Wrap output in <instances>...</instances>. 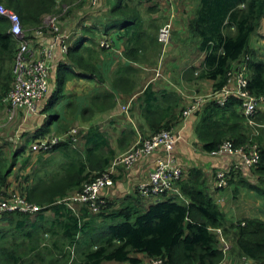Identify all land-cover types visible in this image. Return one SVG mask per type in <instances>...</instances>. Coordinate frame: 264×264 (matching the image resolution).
<instances>
[{"label": "trees", "instance_id": "16d2710c", "mask_svg": "<svg viewBox=\"0 0 264 264\" xmlns=\"http://www.w3.org/2000/svg\"><path fill=\"white\" fill-rule=\"evenodd\" d=\"M27 1L0 0V4L15 12L21 24L24 23L28 28L40 22L42 9H45V14L59 12L56 0H39L43 4L35 10L26 9ZM53 1L54 5H52ZM128 1L115 0L109 11V18L113 20L109 22L108 28H114L115 23L116 27L124 29L125 35H128V42H124L122 50L126 59L137 62L154 61L162 47L157 41L158 26L154 24V21L146 25L139 15L141 12L135 9L137 5L130 8ZM137 1L140 5L144 1L152 2V0ZM98 2L99 0L89 5H96ZM192 4L193 14L188 20V31L198 38V49L204 52L200 67L194 68L193 71L197 74L196 78L213 81V90L219 91L227 82L228 71L238 63H244L247 66L250 94L264 97V60L257 58L249 49L250 37L257 33L259 23L264 18V0H192ZM9 27V21L0 15V64L5 60H11L10 56L14 57L16 52L17 43L8 32ZM86 54V58H77L76 61L88 69L87 73L82 74L83 77L95 80L100 75L96 74L94 52L88 48ZM63 66L60 64L58 68L55 78L56 87L49 97L54 105L60 102L58 90L63 87V83L68 78ZM9 71L11 72V69ZM122 81L125 83L127 78H123ZM10 83L0 88V104ZM234 96H227L225 102L220 104L210 99L202 108L195 111L199 116V122L195 128L196 135L207 153L216 151L224 141L231 142L233 147L245 146L249 139L252 143L255 142L259 153L258 162L251 166H240L245 173L239 174L241 177L239 182L242 188L253 191L264 199V136L260 135V132L257 135L252 134L253 130L246 125L245 116ZM103 98L105 102L111 103L113 95L104 91ZM178 102V96L174 92L166 90L154 92L150 86L146 87L141 109L144 119L152 130L151 134L161 129L171 130L173 120L176 118L172 111L178 107ZM257 113L260 116L263 115L264 109ZM49 132L46 124L34 137L45 136L50 134ZM79 133L84 140L83 157L80 154L71 156L69 152L71 158L73 160L77 158V161L62 166L63 170L76 176L75 180L66 187L67 189L79 186L92 171H98V173L104 171L114 157L106 135L98 128L91 127L84 134L80 131ZM62 145L64 144L61 143L56 148ZM223 155L229 157L227 154H219V156ZM12 159H16L15 153ZM231 159L241 160L236 157ZM4 163L6 160L2 158L0 160V195L7 191L18 192L25 200L31 202L33 192L37 191V185L28 186L27 192L24 190L26 184L22 183L19 189L6 190L7 179L12 169L11 166L4 169L2 167ZM250 170L256 179L258 177L255 183L245 176L251 177ZM202 178L204 173L201 170H191L187 180L178 182L181 193L189 199L187 203L179 197L167 196L153 204L150 203L146 208H137L133 201L120 199L119 206L114 208L115 201L107 199L104 207L93 212L84 205H78L74 211L68 209L63 203H56L54 199H49L47 204L43 205V212L51 211L50 218L45 219L41 212L37 215L39 223H36L23 215V219L16 220L15 228L22 233V237L27 239L28 251L32 252L30 249L40 251L47 248L45 246L40 249L38 237L36 238L47 224V232L52 239L50 248L55 254V256H47L46 260L40 256L41 262L49 260L47 264H100L112 260L138 264L140 260L135 257V254H144L149 259L161 257L166 264H218L222 260L221 250L218 249L216 237L210 228H221L223 233H226V219L219 205L209 195L206 180ZM72 191L74 190L70 192ZM133 195L142 198L137 189ZM132 196L131 198H134ZM33 200L35 204L42 201L41 199ZM13 215L19 214L7 217ZM27 224L34 226L29 232L26 230ZM234 227L238 229L239 252L249 259L264 256V222L244 219L243 222L238 221L230 226V228ZM2 237L0 231V239ZM248 238L252 241H247ZM69 250L75 254L72 259L68 255ZM0 251L6 259L9 253L7 249L0 248ZM9 255L11 264L19 262V259L15 257V251L10 252ZM217 259L218 261L214 262Z\"/></svg>", "mask_w": 264, "mask_h": 264}, {"label": "crops", "instance_id": "0c3cea01", "mask_svg": "<svg viewBox=\"0 0 264 264\" xmlns=\"http://www.w3.org/2000/svg\"><path fill=\"white\" fill-rule=\"evenodd\" d=\"M157 1L152 0L150 4L153 5V8L147 10L145 15L139 14L143 21L146 19V14H149L150 19L153 21V13L158 6L160 9L158 13L161 18L165 19L164 22L168 21L170 16H172L171 39L164 47L161 45L160 53L154 61L137 62L124 58L122 50L124 42H128V35H125L124 29L117 26L118 29L115 23L114 28H108L109 22L113 20L109 18V11L115 0H99L96 5L86 3L82 9L76 10L72 20H70L72 24L69 27H67L69 25L67 20H65L66 22H59L58 26L61 28V33H63V36L69 43L65 55L60 54V50L56 47L57 40L51 33H44L43 36L33 40V47L36 48L37 53L47 51L50 49V45H53L50 49L52 55L50 60L53 65V71L48 90L40 100L35 102L34 110L20 107L16 110L13 117H8L6 112L3 111L1 129L5 128L7 124L18 123V130L16 129L19 135L17 136L18 142H16L18 146H14L13 148V153L16 155V163L19 162L18 158L24 154L26 156L23 157H30V161L36 159L40 161L45 159L44 161H46L52 154L53 156L61 154V158H54L55 164L51 162V166H66L77 161V158L74 160L71 158L73 153L70 156V153L67 151L63 152L62 148H56L48 154L29 153L25 142L35 139L34 135L46 124L49 127L51 135L61 132L64 129L63 126L68 125L69 122L80 125L86 132L89 128L96 127L100 132L105 133L113 156L130 149L140 138L145 135L149 136L152 132L142 115L141 109L143 92L147 86H150L154 92L166 90L174 92L178 96V107L172 111L173 115H176V118L173 120L171 129L179 136V141L174 147L173 154L183 163L185 170L184 180L189 178L191 170H201L204 173V178H206L207 191L223 211L226 220H230V216L226 210L233 213L230 205L235 200L242 204L240 210H252L250 205L251 198L263 206L264 210V199L257 196L253 191L248 192L239 188L238 191L240 190L242 195H233L234 186L230 185L227 188L210 192L213 186L212 175L219 169L227 166L230 158L223 155L216 159L212 157V154L206 153L195 131L199 122L198 114L193 111L186 118H183L181 114V111L188 102L191 104L196 96H206L208 98L213 90V81L205 78H196L197 74L193 72L194 68L200 67L201 61L204 58V52L198 49V38L191 35L188 31V20L193 14L192 0H173L169 3L170 5L165 0H160L159 4H157ZM75 5V1L68 0L70 11L74 10ZM87 27H90V29H86ZM106 38L109 39L111 47L109 50H106L107 48L101 50L98 44L100 40ZM249 47L255 49V46L250 44V41ZM88 48L94 52L96 74L100 75L95 80L83 77L82 74L87 73L88 69L82 67L76 61L77 58L87 57L85 52H87ZM60 64L64 65L63 69L67 72L68 78L63 83V87L58 90L60 102L54 105L50 102L49 97L55 90V78ZM10 67V64H8L7 68L9 70ZM128 67L129 71L127 70ZM125 77L127 81L124 83L122 79ZM104 91L113 95L111 103H105L103 98ZM102 104L103 106H98ZM124 105L128 106L126 114H123L121 110ZM95 106L98 107L95 108ZM71 107L77 108V111L72 113L69 118L67 110ZM83 109H87L84 115L81 113ZM88 111H92L93 113L88 115ZM6 127H9V125ZM66 143L67 145L69 144L68 142ZM70 145L74 146V144ZM80 155L83 157V153H80ZM155 158L156 156L152 154L148 157L140 158L137 163L129 168L115 167L111 169L112 175L115 177L114 184L104 189L102 194L106 199L115 201L114 208L119 206L118 202L120 201L118 200L126 196L127 200H131V196L135 194L137 184L144 180L151 171ZM81 161L83 162V159ZM111 161L112 159L105 169H109L108 166ZM210 161H212L211 166H208ZM48 164L44 163L41 166ZM11 188H13L11 184H6V190ZM172 190V194L168 193L158 198H139L138 202H136L137 200L135 201L136 207L146 208L150 203L153 204L158 201L157 199L167 196L179 197L185 203L189 201L188 198L181 194L179 183ZM77 206V204L74 205L75 208ZM42 213L45 215L51 213L49 215H52V212L49 210ZM213 229L215 230L216 228H210L215 233ZM135 257L140 260L138 264H149V258L146 255L135 254ZM100 264L131 263L112 260L104 261Z\"/></svg>", "mask_w": 264, "mask_h": 264}, {"label": "built area", "instance_id": "2783aa9c", "mask_svg": "<svg viewBox=\"0 0 264 264\" xmlns=\"http://www.w3.org/2000/svg\"><path fill=\"white\" fill-rule=\"evenodd\" d=\"M168 4L173 0H165ZM97 0H91L90 3L95 4ZM170 5V4H169ZM0 15L4 16L10 23L8 32L13 36L17 43L16 56L14 64L11 67L12 81L9 89L1 98V104L5 106V112L8 117H13L14 113L20 107L28 109H35V102L40 100L47 92L53 65L50 60V45L49 50L41 51L39 53L33 50V40L41 37L40 32L36 31L33 35H24L21 29V21L18 15L4 5L0 4ZM172 16L168 22L158 31V41L163 47L170 41L172 35ZM52 30H57L55 21H47ZM37 36V37H35ZM57 40L58 49L61 54L67 52L69 43L66 38L59 34L54 36ZM109 39H103L99 42V47H106ZM247 66L244 63H238L234 68L228 71L227 83L234 89H230L227 85L219 91L212 90L208 98L197 97L195 98L188 111H182L183 117H188L190 113L195 111L200 103L209 101L216 97H227L229 95H240L243 103L240 105L241 111L246 119V125L254 127L257 126L254 117L258 112V108L263 104V97H256L249 93L248 82L249 77L246 71ZM222 103V102H221ZM124 113L128 111V106H124ZM256 135V132L252 133ZM80 136L79 130L72 128L65 133L60 134H47L45 136L36 137L33 139L28 147L29 152L46 154L51 152L57 145L64 142L76 143ZM164 148L167 154L173 149V136L170 129H162L159 132L153 133L148 137L140 138L130 149L115 155L109 164V169L98 173L90 180L81 185L79 190L72 191L68 197L63 196L61 199L56 200V203H63L68 209L73 210L70 202L77 205H84L90 211L96 212L105 206L107 199L102 194V191L111 187L112 174L111 169L115 167L129 168L134 163L144 157L154 154L157 150ZM210 154H227L239 158L244 166H251L258 162L259 154L257 145L252 143L249 139L245 146L233 147L231 142L224 141L220 147ZM158 159L156 162H159ZM160 163V162H159ZM170 166H156L151 169L147 177L137 184V190L142 198L160 196L170 194V190L178 184L182 179V171L180 167L171 160ZM240 167V166H235ZM228 168L222 171H227ZM160 199V198H159ZM157 199V200H159ZM75 210V209H74ZM43 212V206L36 205L32 202L25 200L18 192L7 191L0 195V223L4 218L12 214H21L28 217H35ZM214 230V229H213ZM216 241L218 235L222 234L220 228L214 230ZM219 241V239H218ZM220 248L219 242L217 244ZM221 250V249H220ZM227 251V246L223 248ZM149 264H166L165 260L161 257L150 259Z\"/></svg>", "mask_w": 264, "mask_h": 264}, {"label": "rangeland", "instance_id": "374dc122", "mask_svg": "<svg viewBox=\"0 0 264 264\" xmlns=\"http://www.w3.org/2000/svg\"><path fill=\"white\" fill-rule=\"evenodd\" d=\"M72 1L76 2V5L74 6V10H71V11L69 10L70 6H68V0H56V2H57L56 4L59 5V12L58 13H46L45 14V9H42L43 13H42V16L40 18V22H37V23L33 24L32 26H30L31 28H28V26L25 25L24 23L23 24L20 23L23 34L24 35H33V34H35L36 31H39L40 32L39 36H43L44 33L45 34L51 33L54 36L59 34L61 36L62 31H61V28L58 26L59 22L67 20L69 23V25H67V27H69L72 24L70 22V20H72L74 14L76 13V10L82 9L86 3L89 4L91 2V0H72ZM159 1L160 0L157 1V4H159ZM137 2H138L137 0L136 1L129 0L127 3H128V6L130 8H133L137 5V7L135 9L138 10L139 12L141 11V13L144 15L147 12V10L153 8V6L150 3H145L146 1H144V3H142V5L138 4ZM41 4H43V2H39V0H28L26 9L35 10V9L39 8L41 6ZM52 5H54V1H53ZM158 11H160V9L157 6L155 12L153 13V16H154L153 21H154V24L156 26H158V29H160L163 26V24H165L168 21L164 22L165 19L160 17V14L158 13ZM150 18L151 17L149 16V14H146V19H144L146 22V25L151 23L152 20ZM50 20L55 21V26H56L57 30H52L49 27L47 21H50ZM35 37H37V36H35ZM157 41H158V39H157ZM250 44L254 45L255 49L254 50L251 48H249V49L255 53L257 58L264 60V20L260 21L258 32L251 37ZM105 46L106 47H99V48L101 50H104L106 48H107L106 50H109L111 47L110 43H108ZM16 49H17V44H16ZM32 49L35 50L34 47ZM65 54L66 53H63L62 55H65ZM15 56H16V52H15L14 57L10 56L11 60H5L2 64H0V88L1 87L3 88L5 86V84H9L10 81H12V79H11L12 74L9 71V68H7V65L10 64V66L12 67V65L14 64V61H15ZM102 61H104V59H102ZM11 67H10V69H11ZM10 74H11V76H10ZM10 85H11V83H10ZM124 85H126V84H124ZM225 85L230 87V89H232V90L234 89V87H232L227 82H225ZM183 92H185V91H183ZM249 93H250V91H249ZM260 96H262V95H260ZM260 96H258V97H260ZM197 97H204V96H196L195 98H197ZM234 98L238 100L239 105H241L243 103V100L240 97V95H236V96H234ZM263 99H264V97H263ZM225 100H226L225 97L220 96V97H216L214 102H216L217 104H220L221 102L222 103L225 102ZM206 102L207 101H205V99H204V103L203 102L200 103L199 106L197 107V109L202 108ZM98 106H103V104L98 105ZM98 106H95V108ZM124 106H122L121 110H122L123 114H126V113H124V109H123ZM190 106H191V104L188 102L186 104V106L184 107L185 110L184 109L183 110L188 111L190 109ZM261 109L262 110L264 109V104L260 105L258 111H260ZM86 110L87 109L82 110V112H81L82 115H84V112ZM3 111H5V106L3 104H0V125L3 122V118H2L3 117ZM76 111H77V108H75V107L68 108L67 112L69 113V118H70V115L72 113H75ZM91 113H93V112L92 111L87 112L88 115ZM48 114H50V113H48ZM181 114H182V112H181ZM84 117H86V116H84ZM183 118H186V117H183ZM255 120L257 121V122L255 121L257 126H254V127L249 126V127L253 130V133L256 132V135L258 132H260V135L264 136V114L260 116L259 113H257ZM7 125H9V127H6ZM7 125L5 126V128H2V129L0 128V160H2V158L6 160V163H4L2 167L4 169H6L7 167L11 166V169H12L11 174L8 176L6 184L7 185L11 184L14 189H19L21 187L20 186L21 183H23L24 185L26 184V187L25 188L23 187L25 191H26V188L28 186L31 187V186L37 185V191L35 190V192H33V194H32L33 199H41L42 201L40 203L38 202L36 205L43 206V205L47 204L46 202H48L49 199H51V200L54 199V201H56V200L61 199L63 196L68 197L71 190H74V191L78 190L82 184H84L86 181L90 180L91 178H93L95 175L98 174V171H92L91 173H89L86 176L85 179L82 180V182L80 183L79 186H77L73 189H67L66 187L69 186V184L75 180V178H76L75 174L66 172L65 170H63L62 166H51V162L54 163V158L55 159L61 158V154H57L54 156L52 154L46 161H44L45 159H43V161H40L37 159L34 161H30V157H28V156L23 157V156H26V154H24L23 156H20L18 158L19 162L16 163V159L13 160L12 156H13L14 146H18L17 145L18 143H16V142H18L17 136H19L18 132H17L18 123H11V124H7ZM63 128L64 129L61 132H56L55 134L65 133L72 128H76L77 130H79L83 134L85 133L84 129L81 128L80 125L70 123V122L68 125L63 126ZM5 129H6V131H5ZM170 131L172 132V136H173V149L169 153V155L167 154V152L165 151L164 148L157 150L154 153L156 158L154 160L153 167H154V165L160 166V164L162 166H170V164H172L171 163V160H172L175 164H177L180 167V169L182 171V178H183V179H181V182H183L184 181V175H185L183 163L173 154L174 147L177 145V143L179 141V136H177L172 129ZM50 134H51V132H50ZM144 137H148V136L145 135ZM83 141L84 140L82 139V136L80 135L77 142L74 143V146L70 145V144H73L71 142H69L70 144H68V145L66 142H64L63 143L64 146L59 147V149L62 148L63 152L67 151V152L73 153L72 155L80 154L83 152ZM30 142H31V140L30 141L28 140L27 142H25L28 147H29ZM77 143H79V144H77ZM81 147H82V149H81ZM52 151H54V150H52ZM29 153H31V152H29ZM46 154H48V153H46ZM216 156H218V157H216ZM212 157H215L217 159L220 156H219V154H216V155L212 154ZM229 157H230V159L228 161L229 164H227V166H224L222 169H219L216 173H214L212 175L213 186L210 189V192H214V191L219 190V189L227 188L230 185H232V186H234L232 194L233 195L236 194L237 196H240V195H242L240 190H242V189L245 190V189L242 188L240 185L239 180L241 179V177L239 174L242 175L243 173H245V171L242 168H240V167L237 168L235 166H244V165H243V163H241L237 159H234V160L231 159L234 157H232V156H229ZM158 159H160L159 160L160 163L156 162ZM23 160H26V161H23ZM138 160L135 163H137ZM211 162L212 161H210V164L208 166H211ZM11 163H12V165H10ZM44 163H49V164L46 166H41ZM220 166H222V165H220ZM225 168H228V170L222 171ZM252 170H250V174H249L251 177H248L247 175H245V176L247 177V179L249 178L252 183H255V181L258 180V177L256 179V176L253 175ZM202 180L205 181L206 178H202ZM114 181H115V177H114V175H112V183L113 184H114ZM239 188H240V190L238 191ZM179 189H180V186H179ZM235 192H237V193H235ZM39 193L41 194V196L38 197L37 195ZM172 193H173V190L171 189L170 194H172ZM229 193H231V192L229 191ZM133 196H134V198H131V201H133L134 203L138 202L139 197H137V195H133ZM126 198H127V196L122 198V199L125 200ZM256 198H258V197H256ZM33 199L31 200V202L34 201ZM121 200H118V201H121ZM118 203L120 204V202H118ZM70 204H71L72 208H75L74 207L75 204H73L72 202H70ZM250 205L252 207V210H249V209H247V211L240 210V208H242V204L238 203L237 200H235V202L230 205L233 213L230 212L229 210H226V212L230 216V220H226V225H225L227 227L226 233H223V231H222V234L220 233V235H218V238L216 241V244H218V242H219V246L221 249V258H222V260L220 258L221 261L219 260L220 262L218 264H233V263L237 264L238 262H239L238 264H264V256H259L256 259H249V258H246L241 252H239V249L237 246L238 229H237V227L236 228L235 227L230 228V226L232 224L235 225L238 221L243 222L244 219L245 220L254 219L255 221L264 222L263 206L259 205V203L255 199L252 200V198H251ZM49 214H51V213H49ZM49 214H47V215L42 214V215L45 217V219H48L52 216ZM37 217L38 216L28 217V218L30 219V221L39 223ZM21 219H23V215H21V214H19L18 216L13 215V216L5 218V220H4L5 222L3 221L4 223L3 222L0 223V231H1V234L3 235V237L0 239V248H6L7 251L9 252L8 255L6 256V259H5L4 255L0 251V264H11V258L10 257L8 258V256H10L9 254L12 251H15V254H16L15 257L19 259V262L14 263V264H47L48 261L41 262L40 261L41 258L43 257L44 260H46L47 256H55V254L52 252V248H50V245L52 243V239H51L49 233L47 232V227H48L47 224L43 227V229L40 230V232L36 236V238L38 237V243L40 244V249H42L45 246H47V248L42 249L40 251L30 249V251H32V252H29L27 239L22 237V233L19 232L17 230V228H15L16 220H21ZM26 220H28L27 217H26ZM33 227L34 226L27 224L26 230H28V232H29L31 230V228H33ZM218 239H219V241H218ZM247 241H252V239L248 238ZM226 246H227V251H223V248ZM64 250H67V249L64 248ZM64 250H63V252H64ZM68 255L71 257V259L75 256V254H73L72 250H69ZM40 256H42V257H40ZM217 261H218V259L214 262H217ZM149 263H150V259H149Z\"/></svg>", "mask_w": 264, "mask_h": 264}, {"label": "clouds", "instance_id": "9594fccd", "mask_svg": "<svg viewBox=\"0 0 264 264\" xmlns=\"http://www.w3.org/2000/svg\"><path fill=\"white\" fill-rule=\"evenodd\" d=\"M157 36H158V34H157ZM254 144H256V143L254 142ZM256 145H257V144H256ZM56 147H57V146H56ZM56 147H55V148H56ZM257 149H258V148H257ZM258 154H259V153H258ZM164 196H165V195H164ZM220 229H221V228H220ZM213 234H214V233H213ZM214 235H215V234H214Z\"/></svg>", "mask_w": 264, "mask_h": 264}]
</instances>
